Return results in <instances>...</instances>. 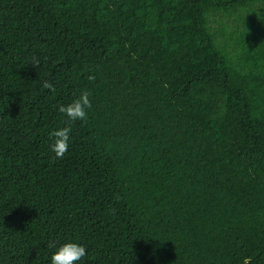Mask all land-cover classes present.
I'll return each instance as SVG.
<instances>
[{
  "label": "trees",
  "instance_id": "trees-1",
  "mask_svg": "<svg viewBox=\"0 0 264 264\" xmlns=\"http://www.w3.org/2000/svg\"><path fill=\"white\" fill-rule=\"evenodd\" d=\"M50 242L264 264V0H0V264H50Z\"/></svg>",
  "mask_w": 264,
  "mask_h": 264
},
{
  "label": "clouds",
  "instance_id": "clouds-1",
  "mask_svg": "<svg viewBox=\"0 0 264 264\" xmlns=\"http://www.w3.org/2000/svg\"><path fill=\"white\" fill-rule=\"evenodd\" d=\"M36 65L33 64V67ZM89 79H94L91 75ZM44 88L50 91H55L54 86L50 82H45L43 84ZM91 93L88 90H84L80 93L79 97L74 99L71 103L58 106V111L67 116L69 122H74L76 120L84 121L87 119V110L92 107L90 100ZM72 128L69 125L54 129L50 136L54 138V142L51 144V149L55 154V158H63L64 154L68 150V142L70 140V133ZM50 247L56 250L52 253L50 258V264H76L77 261L83 259L86 255V248L75 242H65L59 246L55 243L50 242ZM244 264H248L247 258Z\"/></svg>",
  "mask_w": 264,
  "mask_h": 264
}]
</instances>
